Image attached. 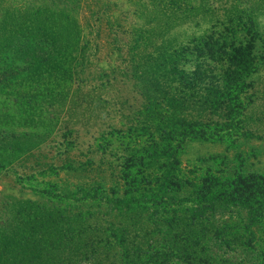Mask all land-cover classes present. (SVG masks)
I'll return each mask as SVG.
<instances>
[{"label":"rangeland","instance_id":"obj_1","mask_svg":"<svg viewBox=\"0 0 264 264\" xmlns=\"http://www.w3.org/2000/svg\"><path fill=\"white\" fill-rule=\"evenodd\" d=\"M237 20L256 32L246 113L261 137L188 140L178 158L263 172L264 0H0V264H185L132 255L162 246L164 225L111 209L121 157L145 148L116 131L151 125L147 76L170 52Z\"/></svg>","mask_w":264,"mask_h":264},{"label":"trees","instance_id":"obj_2","mask_svg":"<svg viewBox=\"0 0 264 264\" xmlns=\"http://www.w3.org/2000/svg\"><path fill=\"white\" fill-rule=\"evenodd\" d=\"M255 40L256 32L237 20L170 52L158 65L162 72L147 76L151 125L116 131L134 144L144 137L145 148L121 157L127 188L109 205L142 208L154 226L164 225L151 231L162 246L131 252L148 254L147 263L163 250L185 264H264V171L243 173L216 155L192 167L178 158L188 140L231 146L261 137L246 113L259 65Z\"/></svg>","mask_w":264,"mask_h":264}]
</instances>
